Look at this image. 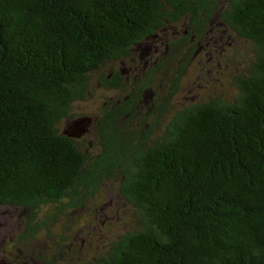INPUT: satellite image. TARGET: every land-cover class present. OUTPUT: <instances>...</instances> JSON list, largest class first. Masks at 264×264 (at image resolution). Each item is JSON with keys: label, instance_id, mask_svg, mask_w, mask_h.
Instances as JSON below:
<instances>
[{"label": "trees", "instance_id": "16d2710c", "mask_svg": "<svg viewBox=\"0 0 264 264\" xmlns=\"http://www.w3.org/2000/svg\"><path fill=\"white\" fill-rule=\"evenodd\" d=\"M2 206L9 264H264V0H0Z\"/></svg>", "mask_w": 264, "mask_h": 264}, {"label": "rangeland", "instance_id": "374dc122", "mask_svg": "<svg viewBox=\"0 0 264 264\" xmlns=\"http://www.w3.org/2000/svg\"><path fill=\"white\" fill-rule=\"evenodd\" d=\"M94 77V76H93ZM92 78V77H91ZM89 77V81H92ZM94 82V80H93ZM94 85V83H93ZM96 86V85H95ZM93 92V93H92ZM90 98L85 99L83 101L77 102L75 104V111L77 113L84 112L86 114H92L94 112V109L96 108L97 104L99 103V100H101V96L105 95V92L101 90V88H95L91 91ZM107 94H111V91H107ZM92 96V97H91ZM92 116V115H90ZM70 121L65 122L64 124H69ZM92 123V120L86 121L83 126V130L86 127H90ZM72 124H70L71 126ZM68 126V128L70 127ZM110 197V194H109ZM119 201L114 197L111 199V203L105 207L104 209H99L97 214L101 213V221L100 223L103 225L107 220L113 221L115 219V213H113L114 208L116 207V204H118ZM88 210V208L80 209L79 212H84ZM25 217V212L22 210V208L16 207V206H2L0 207V253L2 246L5 247L7 242H9L11 237L17 236V234L21 233V221ZM119 228H122L118 226ZM15 235V236H14ZM81 240V238H78V242ZM36 246V244H35ZM83 249V248H82ZM80 253V252H79ZM78 254V253H74ZM2 256L0 255V264H9L2 261ZM31 264V263H30ZM57 264V263H56Z\"/></svg>", "mask_w": 264, "mask_h": 264}]
</instances>
